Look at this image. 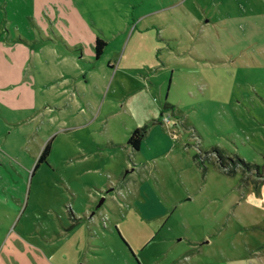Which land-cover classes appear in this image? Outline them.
Here are the masks:
<instances>
[{
    "label": "rangeland",
    "instance_id": "1",
    "mask_svg": "<svg viewBox=\"0 0 264 264\" xmlns=\"http://www.w3.org/2000/svg\"><path fill=\"white\" fill-rule=\"evenodd\" d=\"M73 1L84 16H93L101 2L65 0V8ZM105 1L100 9L119 12L128 24L153 20L160 28V59L165 60L167 50L171 55L152 99L163 103L168 93L173 100L158 115L176 143L163 159L167 174L151 176L143 170L132 176L148 186L142 198L159 201L173 191L181 194L187 173L193 204L171 210L168 224L178 243L173 251L190 249L184 238L206 233L198 256L203 264L214 256L235 257L237 264L257 262L264 255V0H176L180 4L167 13L166 0ZM10 8L11 3L0 2V264H127L107 237L105 214L121 195L129 201L135 194L120 181L123 189L117 191L113 180L96 187L103 191L99 194L89 186V176L81 175L80 164L71 157L81 141L74 95L63 98L59 82L43 80L38 65L25 60L29 51L22 44L37 39L21 32V22L14 28L11 21L18 19L7 17ZM151 8L160 9L159 14ZM49 32V37L55 34ZM38 113L28 137L45 136L50 151L35 168L39 152L33 154L34 143L11 145L20 128L7 122ZM116 122L113 116L108 119L110 130ZM96 127L94 122L87 130L97 132ZM125 169L117 164L114 172L121 176ZM99 209L106 211L98 214ZM94 228L97 236L103 232L107 238L93 239ZM154 241L143 250L148 259L156 253L150 248ZM132 252L131 264H139Z\"/></svg>",
    "mask_w": 264,
    "mask_h": 264
},
{
    "label": "crops",
    "instance_id": "2",
    "mask_svg": "<svg viewBox=\"0 0 264 264\" xmlns=\"http://www.w3.org/2000/svg\"><path fill=\"white\" fill-rule=\"evenodd\" d=\"M5 1L12 5V8L7 10V17L18 19L11 21L14 28L21 22L24 25L21 32L26 35V31H29L31 39H37L34 44L28 45L26 42L22 44L28 47L29 51L25 60L28 59L29 65L34 67L38 65L43 80L58 81L57 87L63 98L69 96L73 98L74 95V105L77 108V114L80 113L77 118V129L81 141H77V147L73 148L71 157L80 164V170L84 172V174L81 172V175L89 176L91 181L89 186L99 194L103 191L96 187L103 188L109 180H113L114 183L120 181L123 188L130 185L124 189L135 194V197L129 201H123L125 197L121 195L122 200L114 201L107 211L98 210V214L106 211L105 216L110 225L107 237L115 243L114 245H117L125 263L131 264L133 250L139 264H203L204 261L198 259L199 251L202 248L201 244L207 243V240L202 239L209 235L202 233L199 238L193 237L190 241L184 238L190 249L183 251L177 249L178 251L175 252L173 250L178 243L174 240L175 234L168 224L171 210L177 207L186 210L190 204H193L191 177L187 173L183 175L182 193L177 191L180 195L173 197L172 195L177 194L173 191L169 198L163 197L164 200L159 201L142 198L141 193L148 186L140 185L141 182L137 183L132 177L143 170H147L148 175L151 176L157 172L167 174L170 168L169 165H165L167 162L163 159L176 143L175 139L169 138L164 129L167 125L160 123V114L158 115L160 110H163L164 103L167 106H173V100L168 93L163 103L157 104L152 99L156 88H161L164 82L160 74H163L164 68L170 63L171 56L170 51L167 50L165 60L160 59L159 40H157L160 28H157L153 20L128 24L119 12L116 15L115 11L110 14L100 9L107 4L105 0H101L93 16L80 14L77 11L79 7L77 1L69 3L66 8L65 0H0V2ZM179 4L176 0H166V13L173 12ZM49 7L56 12L52 9L49 12ZM151 9L152 12H156L155 14H159L160 9ZM110 15L115 18L113 23L109 20ZM36 17L40 19V26L36 24ZM20 18H23V21ZM36 29L40 35L39 39ZM50 30L55 34L49 37ZM96 38L106 42L99 56H95L93 49ZM150 101L151 105L148 106ZM39 114L29 117L24 115L20 119L7 122L8 125L11 123L20 128V134L10 138L11 145L24 147L28 143H34L33 154L40 153L46 143L44 142L46 137H35V139L28 137L32 130L30 121L39 117ZM111 116L117 120L113 124V130H110L108 126V119L110 120ZM126 118H129L127 125L122 123ZM155 118L158 120L149 124L139 148L132 149L126 143L130 131L149 119ZM94 122L97 123L94 130L98 129V131L89 132L87 128ZM84 130L87 132L84 133ZM161 144H165L163 150ZM117 164L121 169L126 168V174L118 176L114 172ZM118 182L114 186L121 192L123 188ZM139 194L141 198H138ZM202 215V218L207 216L204 212ZM214 216L215 213L212 217ZM96 224L98 225L94 223ZM131 230L139 235L142 242L137 243L133 239L135 236ZM90 236L95 240L107 238L103 232L97 236L95 228L92 229ZM182 238L183 236L179 240H183ZM152 241H154L153 246L149 247L153 253L154 251L156 253L148 259L143 254V250ZM108 249L111 250V247ZM259 250L258 247L254 249L255 253ZM208 260L205 264L240 262L235 257L225 259L223 256L209 257ZM245 263L247 262L243 261V264ZM252 264H264V255Z\"/></svg>",
    "mask_w": 264,
    "mask_h": 264
},
{
    "label": "trees",
    "instance_id": "3",
    "mask_svg": "<svg viewBox=\"0 0 264 264\" xmlns=\"http://www.w3.org/2000/svg\"><path fill=\"white\" fill-rule=\"evenodd\" d=\"M106 42L101 39V38H96L94 40L93 43V49H94V54L95 56H99L103 50V48L105 47ZM164 107H167V104H164ZM154 119H151L149 122L143 124L142 126H138L133 128L127 138L126 143L132 148V149H138L141 140L144 138V136L146 135L148 126L150 123L154 122ZM50 151V140H48L44 146L42 147L39 155L37 156L36 162L34 167L36 168L39 163L41 162H46V159L48 157Z\"/></svg>",
    "mask_w": 264,
    "mask_h": 264
}]
</instances>
